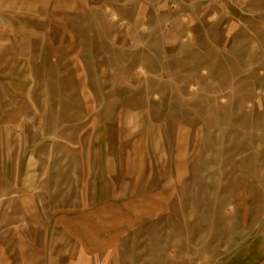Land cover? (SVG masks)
I'll list each match as a JSON object with an SVG mask.
<instances>
[{
  "label": "rangeland",
  "instance_id": "374dc122",
  "mask_svg": "<svg viewBox=\"0 0 264 264\" xmlns=\"http://www.w3.org/2000/svg\"><path fill=\"white\" fill-rule=\"evenodd\" d=\"M0 264H264V0H0Z\"/></svg>",
  "mask_w": 264,
  "mask_h": 264
}]
</instances>
